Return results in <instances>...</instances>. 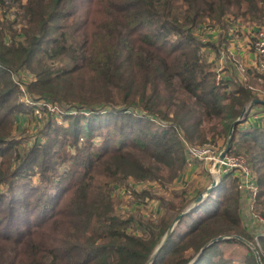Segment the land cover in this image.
I'll return each mask as SVG.
<instances>
[{
  "label": "trees",
  "instance_id": "trees-1",
  "mask_svg": "<svg viewBox=\"0 0 264 264\" xmlns=\"http://www.w3.org/2000/svg\"><path fill=\"white\" fill-rule=\"evenodd\" d=\"M230 18L264 28V0H0V264H148L193 197L183 190L174 194L178 204L160 202L168 211L152 222L129 208L117 214L122 198L114 195L115 185L129 177L172 181L186 163V141L222 147L243 106L264 98L247 79L256 73L264 82V72L245 68L239 81L226 69L216 83L206 60L207 49L218 58L219 48L228 46ZM210 27L220 30L216 41ZM231 59L225 56L227 64ZM22 96L36 104L26 108ZM46 103L59 109L65 127L52 125L50 112L56 111ZM35 107L44 115L45 133L62 134L77 147L83 136L86 145L78 150V168H48L52 180L39 173L46 193L34 195L33 204L21 172L39 154L51 166L55 160L46 155L52 149L36 140L23 156L21 140L12 135L22 113L32 118ZM238 126L237 146L228 151L247 156L259 202L264 169L254 158L264 165V127ZM58 155L67 158L65 149ZM133 196L155 197L144 188ZM31 206L40 208L35 219ZM241 209L236 178L225 174L179 218L151 264H188L194 256L191 264H257L252 249L234 236L204 247L224 234L254 241ZM258 242L264 245V235ZM227 246L233 249L226 252Z\"/></svg>",
  "mask_w": 264,
  "mask_h": 264
},
{
  "label": "rangeland",
  "instance_id": "rangeland-1",
  "mask_svg": "<svg viewBox=\"0 0 264 264\" xmlns=\"http://www.w3.org/2000/svg\"><path fill=\"white\" fill-rule=\"evenodd\" d=\"M233 27L235 30L236 26L233 25ZM200 36H202V35L200 34ZM204 37H205V35L202 36V38H204ZM242 39H243L242 47H245V43L248 44L246 41L247 38H245L243 36ZM233 44L234 45L236 44L235 38L233 39ZM219 49L221 50V54H219L218 58H217L216 52H214V51L207 53V56H206L207 62H209L212 65H215L217 59H219L222 62V59H224L225 56L227 54H229L228 49H222V48H219ZM223 51H224V53H223ZM226 51H227V53H226ZM231 56L235 62L240 63V62H238L240 60V57L238 58L237 56L230 55V57ZM231 71H232V69H231ZM255 75H256V73H255ZM255 75H254V73L251 74V77L253 79L252 82L255 85V90L261 89L262 91H260V93L263 94L264 82L260 78H257V80H256ZM24 77H27V75L24 74ZM21 99H25L26 104H28L27 106H25L26 108L31 107L32 104H36V102L33 101V99H31L29 97L25 98V96H22ZM46 105H47L48 110L56 111V112H50L51 115L53 116L52 121H51L52 125H54V127H61V126L65 127V125L67 123L66 120H64L62 117H58L56 115V114H58L59 109H57L56 106L53 107V105L51 103H46ZM261 106H264V105H258L256 107H261ZM66 109H67V107H61V110L63 112H65ZM22 114H23V118L19 119L17 126H16V129H15V133L13 132V135H12V138L17 139L18 141L21 140L20 141L21 145H20V150H19L20 154L23 153L22 155L25 156L27 149L36 140H39L41 142V143L39 142V144L49 145L50 146L49 149L50 150L52 149L46 155V158L49 159L50 161L52 158H54V160H55V163H51V166H48L47 164L44 163V159L42 158L43 157L42 154L36 155V159L30 157L29 162H27L25 168L21 172V180L25 184L24 187H27L31 190V192H30L31 194L30 195L27 194V196H26L31 201V199L34 197V195H36V194L44 195L46 193L45 192L46 181H44L42 175H39V173L41 171H43L44 174L47 176H50L51 180H52L53 178L50 175L52 169H48V168L54 167L55 173H57V172L65 173L66 170H68V168L70 167V165H73L74 168H78L80 166V160L82 158L81 157L82 153L79 152L78 150H81L86 144H84L85 139L83 136H79L78 147H77L76 145L74 146L73 144L67 142L65 140L64 135H62V134H59L55 131H50L48 133L47 132L45 133V130H46V128L44 129V125L46 124L44 121L45 118L43 119L44 115L42 116V112H41V110H38V107H35L34 114H36V115L33 116L32 118H31V116L30 117L26 116L25 113H22ZM249 114H253V113H249ZM46 115H48V113ZM239 126H240V124H239ZM239 126H238V129H239ZM96 133L97 132H95V134ZM236 135H237V137L242 136L241 133L238 132L237 130H236ZM52 137L53 138L57 137V139H55V140H59V142L56 143V141H53V139H50ZM48 139H50V140H48ZM92 139L98 140L96 137H93ZM186 142L189 143L192 141H189V142L186 141ZM217 144H220V143L218 142ZM236 146H237L236 143H233L232 149H234ZM63 149H65V151L67 153L66 160L63 157L58 155L61 152V150H63ZM254 162H255L256 166H258V167L260 166L262 170L264 169V165L258 160V158L255 157ZM193 163H194V165L196 164L198 167L193 168V166H192V169H190L191 164H193ZM202 163H200V161H194V160L190 161L189 164L185 163L182 171H180V174H178L176 177H174L172 179V181L165 182L164 185H162L159 180L135 182V181H133V179L131 177H129L126 181H124V180L121 181L122 182L121 184H116L114 187V195L115 196L119 195V197L122 198L121 202L115 206L117 208L116 209L117 214H122L126 211V208H129V209H132L133 211L137 210L139 212L136 216L137 219H139V217L142 216L146 221H147V219H149L152 222H155V221H157L158 217H160L162 215L163 211H168L163 206V204L161 205V203L163 201L167 202V200H170V201H174L176 204H178L179 203L178 198L176 196H174V194H180L183 190L186 192L185 195L188 198L193 197V199L184 208V210H187L189 208L190 204L193 202V200L200 193H204V191L207 189V187L210 184L212 177H213L211 172L208 171V166H206V165L204 166V163L203 164ZM142 188L149 190L150 193L153 194L155 197L151 198V197L147 196L144 199H140V198L136 199L135 196H133V192L138 191ZM37 189H39L40 191L37 192L36 191ZM55 189H56L55 190L56 192H59L57 190L59 188H55ZM23 192H24V190H23ZM32 203L35 204L34 202H32ZM41 205H39V206L41 207ZM201 206L203 209L204 206L203 205H201ZM39 210H40V208H36V207L34 208L33 206L30 207V212L32 213L33 219L38 217L39 213H36V214H34V213H35V211H39ZM242 210H243V207H242L241 211ZM255 212L259 215H264V197L261 198L260 201L256 204ZM248 215L250 216L249 218H250V222H252V227L250 224L247 225L244 222V219H243V222L245 224V228L253 235L254 241L253 242L250 241V242L252 243V245H254L255 248L257 247V254L259 252L258 256L261 254L260 256L262 257V255L264 256V245L262 242H260V243L258 242V237H255V235L259 233V230H256L254 228L257 225L259 226L260 224L253 219L249 210H248ZM260 226H262V225H260ZM226 235H233V234H226ZM226 235L224 234V236H226ZM256 242H257V245H256ZM247 246L249 248H251L248 244H247ZM258 246H260V247H258ZM232 247L233 246H227L225 249L226 252L231 251L233 249ZM235 249L237 251H241L240 248H235ZM157 252H159V251H157ZM157 252L152 257L149 264H151V262L154 260L153 258L157 255ZM243 253H244V250H243ZM243 253L241 255H243ZM241 255H237V256L240 257ZM253 255H254V252H253ZM260 256H259V258H260ZM255 259H256V256H255ZM256 262H257V259H256ZM260 262H261V259H260ZM257 264H258V262H257Z\"/></svg>",
  "mask_w": 264,
  "mask_h": 264
},
{
  "label": "built area",
  "instance_id": "built-area-1",
  "mask_svg": "<svg viewBox=\"0 0 264 264\" xmlns=\"http://www.w3.org/2000/svg\"><path fill=\"white\" fill-rule=\"evenodd\" d=\"M244 26L249 36L247 42L248 47L252 48L254 52L252 66H254L256 70L264 72V28L258 25L245 24ZM229 29L230 31H232V29L234 31L233 24ZM209 30L212 32L213 28L210 27ZM234 64L239 74L245 78V67L242 66L241 63L235 61ZM215 70L216 83H218L222 78L221 70L218 69V67H215ZM184 146L185 154L187 155V164H189L190 161L196 160L208 166V171H210L212 175H218L220 177L225 176V174H230L231 176L233 174L236 175L234 177L236 178V187L246 194L247 209L250 211L253 219L262 225V229L255 237L264 235V215H259L255 212L260 188L258 187L257 177L250 166L247 156L244 153L227 151L223 158L219 159L217 169L213 170L214 163L218 160L219 152L222 148L220 145L215 142L207 141L205 143L185 142Z\"/></svg>",
  "mask_w": 264,
  "mask_h": 264
},
{
  "label": "crops",
  "instance_id": "crops-1",
  "mask_svg": "<svg viewBox=\"0 0 264 264\" xmlns=\"http://www.w3.org/2000/svg\"><path fill=\"white\" fill-rule=\"evenodd\" d=\"M237 22H239V21H237ZM229 23H230V25H232V24L235 25L236 29L234 31H233V29H232V31H230V29H228L225 33V39H226V41H228V46L226 47V49H228V53L230 55L237 56L238 58L240 57V60L238 62H240L242 64V66H244L247 69V71L256 70L255 67L252 66L253 65L252 61L254 58V52H253L252 48L248 47L247 46L248 44H246V43H245V47H242V45H243L242 37L244 36L245 38H247V40H246L247 42L249 39V36L247 34V31H246V27L244 26L245 23L242 22L244 25L242 23H240V25H237V24L233 23L231 18L229 19ZM219 31L220 30L217 29V30L212 31V35L210 34L214 41L217 40ZM208 34L209 33H205V36L207 37ZM234 38L236 41L235 45L233 44ZM222 49H224V48L222 47ZM207 51H209L208 53L212 52V50H209V49H207ZM220 52H221V50H220ZM223 53H224V51H223ZM233 64H234V62L227 64L225 62V58H224V59H222V62L219 59H217L214 66L218 67V69L221 70L222 76L225 73L226 69H230V70L232 69V71H234V74L238 75L239 73L237 71V67L235 66V64L234 65ZM239 76H241V75L240 74L238 75V80L240 81L243 78H241ZM245 78H246V75H245ZM247 79H249L250 82H252V80H253L251 75L247 76ZM249 111H248V114L249 113H253V114H249V115L246 114L245 115L244 120L241 122V124L239 126V129L246 128V127H264V106H261V107L252 106ZM194 161H196V160H194ZM200 163H202V162H200ZM192 166H193V168L198 167L196 164L194 165V163H193V164H191L190 169H192ZM204 166H205V164H204ZM235 176L236 175L233 174L231 177H235ZM256 177H257V175H256ZM257 203H258V199H257ZM241 205L243 207V210L241 211V213H242L244 222L247 225L250 224L252 227V222H250V218H249L250 216L248 215V209H247V204H246V194L242 191H241ZM254 228L256 230L260 231L262 229V226L257 225Z\"/></svg>",
  "mask_w": 264,
  "mask_h": 264
},
{
  "label": "water",
  "instance_id": "water-1",
  "mask_svg": "<svg viewBox=\"0 0 264 264\" xmlns=\"http://www.w3.org/2000/svg\"><path fill=\"white\" fill-rule=\"evenodd\" d=\"M258 103L264 104V98L263 99H261V98L251 99L248 103H246L243 106V108L241 110V114L238 117H236V119L233 120L230 123V126H229L228 131H227V134H226L227 137H226L225 142H224V144H223V146H222V148H221V150L219 152L218 160H216L215 163H214L213 170H216L217 169L218 163H219V159L223 158L225 152H227L230 149V147L232 145L233 138H234L233 135H234V130H235L236 126L239 125V124H241V122L244 120V117L248 113L250 107H252L254 104H258ZM220 180H221V177L220 176L213 175L212 180H211L210 184L208 185L207 189L204 191V193H200L193 200V202L190 204V206H189V208L187 210H183V211L179 212L174 217V219L170 223L171 225L168 227L167 231L165 232V234L160 239V241H159L160 243L157 245L156 249L154 250L153 255L151 256L149 262L151 261L152 257L156 254V252L159 250V248L162 246V244L165 242V239L171 233V231L173 230L174 226L176 225L175 223L179 220V218L183 214H185L186 212H188L189 210H191V208L194 207V205L197 204L202 198H204L205 196H207L210 193V191L213 189V187H215L220 182ZM228 236H234L237 239H240L242 241H245L251 247L252 251L254 252V255L256 256V259H257L258 264H262L260 262V258H259L258 254H257V250L254 247V245H252V243L250 241H247V240H245V239H243V238H241L240 236H237V235H226V236H224V235H218V236L212 237V238L209 239V242L204 245V247L207 246L210 242H214L216 240H220V239L226 238ZM193 259H195V256L193 257ZM193 259H192V261H193ZM192 261L189 262L188 264H191ZM149 262H148V264H149Z\"/></svg>",
  "mask_w": 264,
  "mask_h": 264
}]
</instances>
